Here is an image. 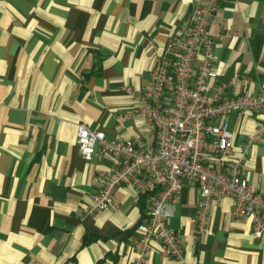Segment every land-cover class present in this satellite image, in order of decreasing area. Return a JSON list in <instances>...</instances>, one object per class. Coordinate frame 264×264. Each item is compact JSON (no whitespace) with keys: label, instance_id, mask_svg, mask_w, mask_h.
I'll return each mask as SVG.
<instances>
[{"label":"crops","instance_id":"crops-1","mask_svg":"<svg viewBox=\"0 0 264 264\" xmlns=\"http://www.w3.org/2000/svg\"><path fill=\"white\" fill-rule=\"evenodd\" d=\"M196 0H0V264H264V233L249 218H232L222 198L209 214L208 234L194 240L199 192L184 186L169 225L183 260L159 242L139 261L135 225L144 204L128 185L113 207L87 213L97 177L113 160L84 159L76 126L106 138H141L152 129L130 115L125 91L149 84V72ZM209 31L219 81H239L229 94L259 91L264 79V0H219ZM257 124L231 114L233 152ZM242 176L264 195V137L246 147Z\"/></svg>","mask_w":264,"mask_h":264},{"label":"built area","instance_id":"built-area-1","mask_svg":"<svg viewBox=\"0 0 264 264\" xmlns=\"http://www.w3.org/2000/svg\"><path fill=\"white\" fill-rule=\"evenodd\" d=\"M219 0H196L182 24L172 33L162 55L149 72V84L125 91L133 100L130 115H139L152 129L154 143L141 138L112 140L84 123L76 126V143L84 159L98 152L113 160L97 177L98 190L91 195L88 214L113 207L112 195L120 185L132 187L138 198L146 195V216L136 227L134 247H141L139 261L159 242L163 253L183 260L179 234L169 225L184 186L199 192L194 219V240L210 232L209 214L222 198L232 200L230 216L249 218L252 235L264 233V195L242 176L246 147L264 137V79L257 93H231L250 82L219 81L213 52L216 37L210 22ZM231 114L256 117L254 130L233 152L228 130Z\"/></svg>","mask_w":264,"mask_h":264},{"label":"trees","instance_id":"trees-1","mask_svg":"<svg viewBox=\"0 0 264 264\" xmlns=\"http://www.w3.org/2000/svg\"><path fill=\"white\" fill-rule=\"evenodd\" d=\"M146 199V195L145 194H142L141 196H140V198H139V200L144 204V200ZM144 219V218H143ZM143 219H141L140 220V222H138L136 225H135V227L134 228H136L141 222H142V220Z\"/></svg>","mask_w":264,"mask_h":264}]
</instances>
